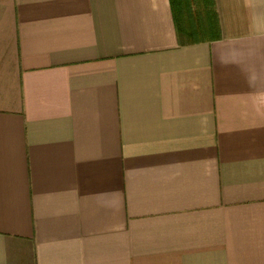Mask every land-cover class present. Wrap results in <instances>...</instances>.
I'll return each instance as SVG.
<instances>
[{
  "label": "crops",
  "instance_id": "crops-1",
  "mask_svg": "<svg viewBox=\"0 0 264 264\" xmlns=\"http://www.w3.org/2000/svg\"><path fill=\"white\" fill-rule=\"evenodd\" d=\"M0 264H264V0H0Z\"/></svg>",
  "mask_w": 264,
  "mask_h": 264
}]
</instances>
